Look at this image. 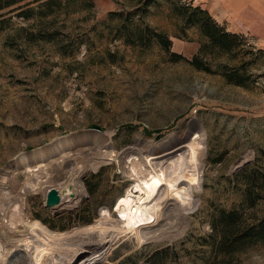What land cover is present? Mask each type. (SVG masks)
<instances>
[{
  "label": "rangeland",
  "instance_id": "374dc122",
  "mask_svg": "<svg viewBox=\"0 0 264 264\" xmlns=\"http://www.w3.org/2000/svg\"><path fill=\"white\" fill-rule=\"evenodd\" d=\"M45 1L0 9V264L18 248L17 264H117L165 245L170 264H264V244L221 262L205 243L220 210L246 224L264 214V51L241 33L229 51L206 46L177 14L190 0ZM151 30L180 58L142 44ZM139 157L166 180L140 240L118 218ZM246 176L260 186L248 198ZM68 184L72 197L44 206L46 189Z\"/></svg>",
  "mask_w": 264,
  "mask_h": 264
},
{
  "label": "trees",
  "instance_id": "16d2710c",
  "mask_svg": "<svg viewBox=\"0 0 264 264\" xmlns=\"http://www.w3.org/2000/svg\"><path fill=\"white\" fill-rule=\"evenodd\" d=\"M17 2L18 0H0V9L13 5ZM48 2H52V0L45 1V3ZM148 2L149 1H146L145 4L147 5ZM16 8H20V6H17ZM31 12V8H23L16 14L26 19L31 16ZM177 14L183 17L184 24L195 25L198 27L201 35H203L206 39V46L224 52L233 48V39H235L239 34L226 31L222 25L215 22L214 19L199 5L192 6L189 2L182 7H177ZM1 22L3 21H0V23ZM135 29L137 28L135 27ZM144 29L147 31L149 30L147 26H145ZM136 34H139L138 29ZM150 40L156 41L158 45L166 51L169 58H180L179 54L169 51L171 42L164 35L151 30V35L147 37L146 41H143L142 44H147ZM187 61L197 69H206L200 65L195 56L190 57ZM222 75L228 83L235 85L243 84V80L239 75H237V73L228 72L222 73ZM246 167L247 165L241 169V173L245 172ZM93 176L94 175L91 174L90 178ZM258 177L263 179L264 173L257 172V176H255L254 180L258 179ZM247 178L248 177L246 176L245 192L248 198L252 193L251 191L254 190L253 186L256 188H260V186L249 185V179ZM83 183L88 193H91L92 189L89 187L90 184L88 179L85 178ZM251 203L252 202H250V205H252ZM88 221L89 220L87 219L82 222ZM209 225L210 231L207 234L209 241H205V243L206 245L209 243L210 252L213 253L212 259H218L220 261L222 259H228L230 255L243 251L253 244H264V214L256 221L246 224L244 221H240V216H238L236 210H220L211 217ZM170 248V245H165L163 247H159L151 253H144V251L139 248L123 256L117 264H170L168 252L171 251V254H175V251ZM139 257H141V259H138ZM173 264L181 263L176 260ZM207 264L219 263L212 262Z\"/></svg>",
  "mask_w": 264,
  "mask_h": 264
},
{
  "label": "bare ground",
  "instance_id": "6f19581e",
  "mask_svg": "<svg viewBox=\"0 0 264 264\" xmlns=\"http://www.w3.org/2000/svg\"><path fill=\"white\" fill-rule=\"evenodd\" d=\"M39 153V150L34 152L36 156H39ZM146 159L144 160L142 157H139L133 161L129 160L128 165L130 169L128 172L134 182V185L131 190L127 191L125 197L123 196L120 198L121 200L119 201V204L121 203V205L119 210L121 213H119L116 209L119 214L118 218L120 221L124 222V224L126 223L128 229L135 232L138 240L145 237V234L147 233L146 230L149 226H151L150 223L155 220V217H158L156 214L158 213L157 211H159L157 208L159 205L155 202L150 203V201L157 194L160 185L166 181L165 177L161 175L157 169L151 167ZM59 190H64V193L60 194L61 198L62 195L67 196L69 192L67 186L62 187ZM60 191H58V193H60ZM15 209L16 208L13 209L12 213L17 216ZM19 222H21V225L26 224L28 229L34 228L27 219L23 221L21 219ZM10 224L12 225L13 223ZM19 244L25 249L30 247V254L35 253L37 250L35 244H32V240L24 239L19 242Z\"/></svg>",
  "mask_w": 264,
  "mask_h": 264
},
{
  "label": "crops",
  "instance_id": "0c3cea01",
  "mask_svg": "<svg viewBox=\"0 0 264 264\" xmlns=\"http://www.w3.org/2000/svg\"><path fill=\"white\" fill-rule=\"evenodd\" d=\"M226 31L247 36L264 51V0H191Z\"/></svg>",
  "mask_w": 264,
  "mask_h": 264
},
{
  "label": "water",
  "instance_id": "95a60500",
  "mask_svg": "<svg viewBox=\"0 0 264 264\" xmlns=\"http://www.w3.org/2000/svg\"><path fill=\"white\" fill-rule=\"evenodd\" d=\"M67 189L69 190V193L67 194L69 197L73 196V193L71 191V185H67ZM64 190H61L60 193H58V190H56L53 187H49L48 189H46L45 191V197H44V206L47 208H54L58 205V203L60 202V194H63ZM25 255L24 249L22 248H18L16 250L13 251V255L9 258V262L11 264H17L19 263L18 261L13 259L14 255Z\"/></svg>",
  "mask_w": 264,
  "mask_h": 264
}]
</instances>
